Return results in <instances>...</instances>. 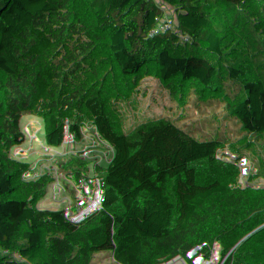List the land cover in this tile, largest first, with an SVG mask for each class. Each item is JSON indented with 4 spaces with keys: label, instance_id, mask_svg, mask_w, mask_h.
<instances>
[{
    "label": "trees",
    "instance_id": "16d2710c",
    "mask_svg": "<svg viewBox=\"0 0 264 264\" xmlns=\"http://www.w3.org/2000/svg\"><path fill=\"white\" fill-rule=\"evenodd\" d=\"M263 12L264 0H0L4 264H82L77 233L111 199L123 215L183 232L202 264L236 262L247 224L234 202L251 201L264 219V122L221 120L254 96L237 92L236 47L229 58L227 48L233 30L239 43L259 29ZM193 37L205 48L203 73L183 92L186 110L166 112L164 91L177 92L180 49ZM139 38L143 58L125 47ZM247 82L263 90L260 59ZM90 97L121 113L120 136ZM126 139L135 163L110 170ZM220 149L228 156L213 155ZM255 254L252 264H264V245ZM94 264L141 263L119 253Z\"/></svg>",
    "mask_w": 264,
    "mask_h": 264
},
{
    "label": "rangeland",
    "instance_id": "374dc122",
    "mask_svg": "<svg viewBox=\"0 0 264 264\" xmlns=\"http://www.w3.org/2000/svg\"><path fill=\"white\" fill-rule=\"evenodd\" d=\"M256 17L260 20L258 23L260 25L259 29L254 32L247 31L243 41L239 43H235V39L241 30L240 28L233 30L232 39L228 44L227 58L231 56L234 47H236L239 72L233 73V76L239 80L237 92L242 94L245 90L252 89L254 96L242 110L228 111L220 115L221 120L226 125L251 121L264 122V87L262 91H259L255 84L250 85L247 82L249 75L256 72L258 59L262 61L264 67V12ZM185 46L190 48L199 46V44L193 37L186 41ZM201 48L205 49L204 47ZM86 64L94 66L93 61L90 59H86ZM156 65L160 66V63H156ZM74 70L77 78L83 74V69L80 66H76ZM163 97L166 99V112H170L174 108L181 111L186 110V94L178 95L176 86L167 87ZM89 103L103 113L111 130L117 136H120L117 129L121 113L104 106L94 97H90ZM126 148L129 151L134 150V153L136 152L134 145L127 139ZM212 153L216 157L228 156L221 149L220 152L214 151ZM229 157V159H232L234 156L229 155ZM220 161L224 162L222 159ZM234 207L242 214L239 216V224L245 221L247 228L245 235L243 234L239 241L236 262L233 264H243L242 261L240 262L243 257L247 264H252L258 258V254H255V252L259 253L264 245V219L259 221L256 219L258 213L251 201H247L242 205L234 202ZM196 225L198 226V224ZM80 230L79 234L77 233L76 240L80 246L82 264H94L101 258L119 253L129 254L141 264H202L200 257L191 252L186 246L183 232L168 227H157L152 222L142 219L139 213H133L131 216L123 215L120 212L118 202L112 199L104 200L93 224H90L87 228L81 227ZM0 264H4L1 253Z\"/></svg>",
    "mask_w": 264,
    "mask_h": 264
},
{
    "label": "water",
    "instance_id": "95a60500",
    "mask_svg": "<svg viewBox=\"0 0 264 264\" xmlns=\"http://www.w3.org/2000/svg\"><path fill=\"white\" fill-rule=\"evenodd\" d=\"M205 49L199 46H184L180 49V55L185 59L187 69L178 83L177 94H182L186 87L196 81L204 70Z\"/></svg>",
    "mask_w": 264,
    "mask_h": 264
},
{
    "label": "built area",
    "instance_id": "2783aa9c",
    "mask_svg": "<svg viewBox=\"0 0 264 264\" xmlns=\"http://www.w3.org/2000/svg\"><path fill=\"white\" fill-rule=\"evenodd\" d=\"M200 13L202 15H206L207 14L206 8L201 7ZM125 47L127 51L138 55L140 58H143L148 51V47L143 38H139L134 41H131L127 43ZM134 163H135L134 154L129 150H125L121 155H119L117 162L111 166L110 170L126 168L128 166H132ZM147 174L148 172H145V175ZM27 263L28 260H26L25 264ZM41 264H57V263L52 256H49L43 258Z\"/></svg>",
    "mask_w": 264,
    "mask_h": 264
},
{
    "label": "crops",
    "instance_id": "0c3cea01",
    "mask_svg": "<svg viewBox=\"0 0 264 264\" xmlns=\"http://www.w3.org/2000/svg\"><path fill=\"white\" fill-rule=\"evenodd\" d=\"M256 157H257L256 163H264V152L258 153V155H256ZM253 160H255V158ZM258 181H260V180H257L255 183H258ZM261 181L263 182V180H261Z\"/></svg>",
    "mask_w": 264,
    "mask_h": 264
}]
</instances>
